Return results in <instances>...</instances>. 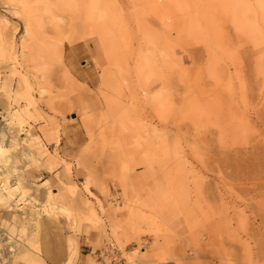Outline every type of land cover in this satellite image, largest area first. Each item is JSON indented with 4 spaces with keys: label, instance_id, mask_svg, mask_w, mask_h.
Returning a JSON list of instances; mask_svg holds the SVG:
<instances>
[{
    "label": "rangeland",
    "instance_id": "rangeland-1",
    "mask_svg": "<svg viewBox=\"0 0 264 264\" xmlns=\"http://www.w3.org/2000/svg\"><path fill=\"white\" fill-rule=\"evenodd\" d=\"M0 20V264H264V0Z\"/></svg>",
    "mask_w": 264,
    "mask_h": 264
},
{
    "label": "crops",
    "instance_id": "crops-1",
    "mask_svg": "<svg viewBox=\"0 0 264 264\" xmlns=\"http://www.w3.org/2000/svg\"><path fill=\"white\" fill-rule=\"evenodd\" d=\"M75 80H77L79 83H84L87 85V82H90L91 80H94V77H85V75H76L74 76ZM66 134H67V142L66 140L63 141L60 140L59 148L62 147V150H65L66 152H76V149L80 143L81 137L78 133V130L74 128L73 125H66L65 126ZM67 143V144H66ZM70 144V147H68Z\"/></svg>",
    "mask_w": 264,
    "mask_h": 264
},
{
    "label": "bare ground",
    "instance_id": "bare-ground-1",
    "mask_svg": "<svg viewBox=\"0 0 264 264\" xmlns=\"http://www.w3.org/2000/svg\"><path fill=\"white\" fill-rule=\"evenodd\" d=\"M1 21V20H0ZM4 23V22H3ZM24 26H25V31L28 33V28H27V25H25L24 24ZM1 34V33H0ZM26 34V33H25ZM1 36H2V34H1ZM4 36V35H3ZM25 36H27V34L25 35ZM1 38V37H0ZM3 38H5V37H3ZM5 42V41H4ZM5 45V44H4ZM2 47V46H1ZM9 47V46H8ZM12 47V46H11ZM23 48H24V45L22 46ZM21 47V48H22ZM2 48H4V47H2ZM10 49V48H9ZM3 50H6L5 48L3 49ZM23 50V49H22ZM22 50H21V54H23V52H22ZM7 51V50H6ZM7 53V52H6ZM19 53V52H18ZM18 53H16V55H18ZM9 54H10V56L12 57L11 59H12V61L13 60H15V49L14 48H12V49H10V51H9ZM6 55V54H5ZM1 56V55H0ZM7 56V55H6ZM9 57V56H8ZM2 58V57H1ZM0 58V59H1ZM8 59V58H7ZM9 60V59H8ZM15 62V61H14ZM17 113V112H16ZM15 114V112H13L12 113V115H14ZM1 175H2V173H0ZM17 187H15V189H16ZM19 188V187H18ZM14 189V190H15ZM20 189V188H19ZM18 190V189H17ZM29 190V189H28ZM27 190V191H28ZM11 191H12V189H11ZM20 195L22 194H24V192H23V190H18L17 191ZM17 192H16V194H17ZM13 193H15V192H13ZM18 195V194H17ZM20 195H19V197H20ZM21 195V196H22ZM3 196V195H2ZM1 196V197H2ZM22 199V198H21ZM0 201H1V198H0ZM10 206H12V205H10ZM8 208V207H7ZM46 214V217H48L47 215H48V213H45ZM0 234H2V232L0 233ZM3 237H2V239H0V242L2 241V240H4V242L3 243H6V240L9 242V240H10V238L8 237V236H6V234L3 232V235H2ZM9 239V240H8ZM7 242V243H8ZM8 252H10V249H8Z\"/></svg>",
    "mask_w": 264,
    "mask_h": 264
},
{
    "label": "built area",
    "instance_id": "built-area-1",
    "mask_svg": "<svg viewBox=\"0 0 264 264\" xmlns=\"http://www.w3.org/2000/svg\"><path fill=\"white\" fill-rule=\"evenodd\" d=\"M0 233H1V231H0ZM0 238H2V236L0 235ZM1 242H4V240H2Z\"/></svg>",
    "mask_w": 264,
    "mask_h": 264
}]
</instances>
